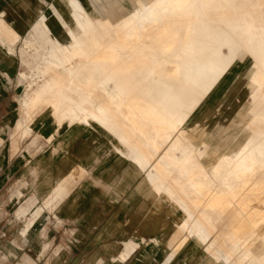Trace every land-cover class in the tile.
I'll return each instance as SVG.
<instances>
[{
	"label": "rangeland",
	"instance_id": "obj_1",
	"mask_svg": "<svg viewBox=\"0 0 264 264\" xmlns=\"http://www.w3.org/2000/svg\"><path fill=\"white\" fill-rule=\"evenodd\" d=\"M235 2L217 12L212 0H0V264H264V29L248 14L255 0ZM170 18L184 27L166 29ZM116 70L175 85L186 101L175 126L163 94L124 90ZM68 128L99 140L134 182L95 189L88 163L55 183L48 157L65 154ZM69 180L86 181L80 203H108L99 230L82 206L60 210ZM235 219L245 229L231 242Z\"/></svg>",
	"mask_w": 264,
	"mask_h": 264
},
{
	"label": "crops",
	"instance_id": "obj_2",
	"mask_svg": "<svg viewBox=\"0 0 264 264\" xmlns=\"http://www.w3.org/2000/svg\"><path fill=\"white\" fill-rule=\"evenodd\" d=\"M76 135L77 131H75V129L68 128L62 139L58 141L60 142V145H62L65 149V154L60 157H55L52 153L49 154V166L51 168L55 167V169L50 170L53 177H56L55 183L67 176L72 178L71 174L74 173L73 169L75 166H84L88 165V163H91L90 165L94 168L92 170L94 171V173H92V180L94 183H98V185L94 186L95 189H104L105 187L109 188L110 183H116V185H118V181H121V179L122 181L120 183L121 188L123 189L124 182L122 177L124 168L121 161L115 158H106V151L101 144H98L99 140L94 138V136L82 134L83 136H80V138H76L79 140H75ZM45 162L46 161H44L43 164L44 166ZM84 182L86 181H81V186ZM73 184L74 181L72 180L66 182L67 191L70 193L72 190V192L66 199L63 200L64 202L60 204V210L63 211V214H68L70 216L74 214L76 210H78L77 208H80L82 206V209H80L79 212L82 211L85 212V214H91L90 220H88L87 222V226L99 230L101 228L103 217L107 213L106 207L108 203L105 199L101 198H97L95 200V203H91L90 205H84L83 203H80V198L79 195H76V190L80 189L81 186L78 184ZM46 188L53 189L54 186L49 185V187ZM83 188H86V186H82V189ZM86 205H89L88 208L85 207ZM71 217H74V215Z\"/></svg>",
	"mask_w": 264,
	"mask_h": 264
},
{
	"label": "bare ground",
	"instance_id": "obj_3",
	"mask_svg": "<svg viewBox=\"0 0 264 264\" xmlns=\"http://www.w3.org/2000/svg\"><path fill=\"white\" fill-rule=\"evenodd\" d=\"M106 1H109V0H106ZM236 1H238V0H236ZM233 4H236L235 0H212L211 9L213 11H217L218 12L219 8H220V5H222L226 10H228V9L232 8L231 6H233ZM249 8L250 9L248 10L249 11L248 14H250L254 18V24L257 25V24H260L262 22L263 23V29H264V0H255V4L250 6ZM238 10H239V16H237V19L240 18V16L243 15V13H245V12H243L244 9H238ZM230 20H231V22L234 21V19H231V18H230ZM174 24H178L177 19L170 18L168 20V22H167L166 29H169V28H171V29H176V28L177 29H182L184 27V25H177L174 28L173 27ZM0 25H1V23H0ZM188 28H190L192 31L196 30V27L194 25L193 26H189ZM201 32H206V31L202 30ZM209 32H206V34L208 35ZM120 34H121V36H124L125 35L124 30L121 29L120 30ZM229 38H230V41L232 42V44L235 45L236 41L234 40L233 36L230 35ZM176 39H177V34H176L175 31H173L172 32V36H171V41L174 42ZM197 44H198V46H200L202 48V54H201L202 57L207 58L208 61H213V62L215 61V64H218V62L220 60L217 59V57H214V55L211 56V57H207L206 56V53H210L209 52L210 48L207 49V51H206V45H208L207 43L202 44L201 41L198 39V43ZM208 47H209V45H208ZM224 48H226V47H224ZM112 49H114L113 46H112ZM164 50L159 53L157 60H160L159 58H161L162 54L167 51V49L165 51ZM203 54H204V56H203ZM228 66H229V63L226 64L225 68L228 69L229 68ZM80 68H81V66L72 64V65H70V68H69L70 70L69 71L70 72H76L75 75H73V76H76V77H79V78L81 77L80 81L88 82L89 81L88 79L82 77V75L80 73H77V72H80ZM117 71L118 70H116V72L113 71V73L110 75V77L113 78L114 80H116L121 85V88H123L124 90H126L128 92L133 91L136 95H139V96H142V97H144L145 95L148 94V96H152V97H156L157 98L159 96H162V94H163V97H164L163 106H164L165 113L168 115L167 116L168 119H169L168 123L170 125H172V126H175V123L172 122V120H171L172 119V114H173L172 111L175 110V109L177 110L178 107L183 106L185 104V102H186L185 100L180 98V95L178 93V88L175 87V85H169L166 88H162L161 85L149 88L147 86V82L148 81H147L146 77L139 76V77L135 78V77H132V75H131L132 71L130 73L128 72L127 75L126 74L124 75L122 73H119L120 71L119 72H117ZM133 71L139 72L140 71V66L139 65L135 66ZM242 84L243 83L240 82V86H242ZM183 89L186 90L187 88H183ZM201 95L202 94H201L200 91L197 92V93L196 92L192 93L193 99H195V98L199 99L201 97ZM125 101H126V99H125ZM34 104H35V108H34L35 112L33 114L32 121L34 120L36 115L41 111V108H43V105L45 103L40 101V102L34 103ZM180 112H182V111L180 110ZM180 112H178V113H180ZM67 114H69V113H67ZM28 115H30V114H28ZM62 115H61V117H62ZM28 117H30V116H28ZM94 117H96V116H94ZM93 121H95V118H91L90 116H87L85 118L84 123L89 125ZM61 123L62 122H60V124ZM218 146L220 147V146H222V144H218L215 147V150H214L215 153H218V151H217V150H219ZM130 159H131V157H130ZM132 160H135V162L137 164V167L139 168L140 172H144L143 171V169H144L143 161H141L140 158H138V159L132 158ZM137 175H138L137 173L136 174H134V173L127 174L125 176V179H124L125 184L130 185L132 182H134V180L137 177ZM143 182H144V180L142 182L138 183V185H137L138 189L141 190V191H143V189H144ZM198 183H200V182H198ZM198 183L194 182L193 186L197 187L196 185H198ZM148 197H150L149 194H148ZM182 201L185 202L186 198H182ZM217 202L219 203L220 200H217ZM185 205H186V203H185ZM244 229H245V224L243 222H241L240 220L237 221L235 219L229 224V228H228L227 233L225 234V237L228 238L229 241L234 242L235 240H233V238H236V237L240 236V233Z\"/></svg>",
	"mask_w": 264,
	"mask_h": 264
}]
</instances>
